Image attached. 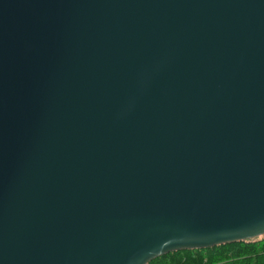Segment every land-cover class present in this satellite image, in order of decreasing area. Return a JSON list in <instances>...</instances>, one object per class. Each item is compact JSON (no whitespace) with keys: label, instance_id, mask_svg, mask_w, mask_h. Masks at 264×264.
<instances>
[{"label":"water","instance_id":"water-1","mask_svg":"<svg viewBox=\"0 0 264 264\" xmlns=\"http://www.w3.org/2000/svg\"><path fill=\"white\" fill-rule=\"evenodd\" d=\"M263 238L264 0H0V264Z\"/></svg>","mask_w":264,"mask_h":264},{"label":"trees","instance_id":"trees-1","mask_svg":"<svg viewBox=\"0 0 264 264\" xmlns=\"http://www.w3.org/2000/svg\"><path fill=\"white\" fill-rule=\"evenodd\" d=\"M149 264H264V238L204 250L173 252Z\"/></svg>","mask_w":264,"mask_h":264}]
</instances>
